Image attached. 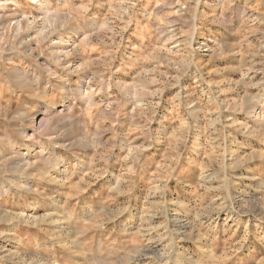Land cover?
<instances>
[{
  "label": "rangeland",
  "instance_id": "374dc122",
  "mask_svg": "<svg viewBox=\"0 0 264 264\" xmlns=\"http://www.w3.org/2000/svg\"><path fill=\"white\" fill-rule=\"evenodd\" d=\"M263 120L264 0H0V264H264Z\"/></svg>",
  "mask_w": 264,
  "mask_h": 264
},
{
  "label": "bare ground",
  "instance_id": "6f19581e",
  "mask_svg": "<svg viewBox=\"0 0 264 264\" xmlns=\"http://www.w3.org/2000/svg\"><path fill=\"white\" fill-rule=\"evenodd\" d=\"M39 6V8L41 7L42 8V5L40 4V5H38ZM43 11H46V10H43ZM47 13V12H46ZM45 14V13H44ZM42 17V16H41ZM55 17H56V14H54V15H47L44 19H43V23H44V26L46 25V24H48V23H50V22H52L54 19H55ZM26 18V17H25ZM24 21H27V22H29L30 20L29 19H25ZM22 22L23 21H20V22H18L17 24H16V27H13V28H11V32L14 34V38H15V40L19 43V44H21L24 48H26V49H29V43L27 44V43H25L24 41H25V38L24 39H22ZM15 24V23H14ZM170 38V37H169ZM60 43L62 44H64L65 43V41L64 40H60ZM167 44V43H166ZM169 44V43H168ZM177 46V45H176ZM76 50V48H74L72 51H75ZM64 52H60V54L62 55ZM70 54V51H68V52H66V55H69ZM19 77V79H20V83L21 84H25V85H27L28 84V81H27V77H26V75H19L18 76ZM49 85V84H48ZM46 88V87H45ZM59 88V87H58ZM62 89H63V91H62ZM65 87H61L60 88V90L63 92V95H62V101H66L65 103H67V101L70 99V94H69V91H66V93H64L65 92ZM90 90V89H89ZM46 91V90H45ZM44 92V91H43ZM76 92L78 93V94H80L81 95V98H82V96L85 98H88V100H89V97L87 96V94H86V96H85V94L84 93H87V91L85 92V89H84V86H83V84H78V85H76ZM45 93V92H44ZM89 93V92H88ZM93 94V93H92ZM131 94V93H130ZM86 98L84 99V100H86ZM92 98V97H91ZM87 100V101H88ZM69 102V101H68ZM90 103H91V101H90ZM55 108V105L54 104H50V105H48L47 107H46V112H45V116L46 117H48L49 115H50V113H52L53 112V109ZM72 108V107H71ZM60 112V111H59ZM58 112V113H59ZM58 113H56V115L58 114ZM47 114V115H46ZM257 116V115H256ZM67 118V117H66ZM57 124H59V123H61V122H65L66 123V120H65V118L63 117V116H61V114H58L54 119H53ZM46 121V123L47 124H49L50 123V120H45ZM67 121H69V120H67ZM256 121H257V119H256ZM261 121V120H260ZM264 121V120H263ZM67 123H69V122H67ZM71 123V122H70ZM261 123V122H260ZM264 123V122H263ZM64 125V124H63ZM60 126V125H59ZM64 127H66V126H64ZM63 128V127H62Z\"/></svg>",
  "mask_w": 264,
  "mask_h": 264
}]
</instances>
